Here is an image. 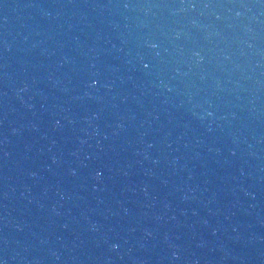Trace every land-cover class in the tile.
<instances>
[{
    "label": "water",
    "instance_id": "water-1",
    "mask_svg": "<svg viewBox=\"0 0 264 264\" xmlns=\"http://www.w3.org/2000/svg\"><path fill=\"white\" fill-rule=\"evenodd\" d=\"M0 264H264V0H0Z\"/></svg>",
    "mask_w": 264,
    "mask_h": 264
}]
</instances>
